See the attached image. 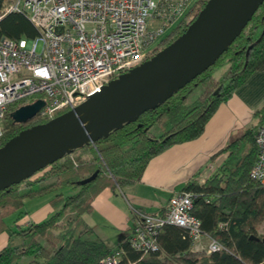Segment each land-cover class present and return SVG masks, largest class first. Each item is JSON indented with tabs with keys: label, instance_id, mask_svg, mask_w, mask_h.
Instances as JSON below:
<instances>
[{
	"label": "trees",
	"instance_id": "obj_1",
	"mask_svg": "<svg viewBox=\"0 0 264 264\" xmlns=\"http://www.w3.org/2000/svg\"><path fill=\"white\" fill-rule=\"evenodd\" d=\"M205 1L185 2L182 13L145 58L181 34ZM2 6L0 0V36H35V28L23 13H4ZM263 16L264 0L213 63H227L221 75L209 72V65L161 102L123 121L105 136L78 146L82 151L91 149V157L77 160L70 154L63 160L54 159L33 176L0 189V232L7 234L0 248V264H100L102 257L116 250L129 264H264V233L257 232L264 221V184L249 175L256 152L254 130L264 121V104L254 110L252 123L215 152H225L221 163L202 181L197 173L192 174L178 190L194 193L189 210L200 220L202 231L220 244L218 249L193 248L183 227L165 224L157 234L159 249L140 253L130 247V235L107 245L82 219V213L91 209L93 197L102 188L132 184L152 156L174 143L198 137L217 106L253 71L264 69ZM194 82L202 88L187 100ZM19 103L5 109L0 145L20 130L44 121L39 115L25 122L13 121L9 112ZM152 126L159 131H150ZM65 187L71 191L60 190ZM53 190H57L50 199L53 209L45 218L16 223L23 199ZM13 212H17L15 219L6 223V216ZM220 222L225 225L219 227Z\"/></svg>",
	"mask_w": 264,
	"mask_h": 264
},
{
	"label": "built area",
	"instance_id": "obj_2",
	"mask_svg": "<svg viewBox=\"0 0 264 264\" xmlns=\"http://www.w3.org/2000/svg\"><path fill=\"white\" fill-rule=\"evenodd\" d=\"M184 8V0H3V12L23 13L36 34L0 36V131L11 102L40 98L37 114L48 119L84 101L145 59ZM254 143L249 175L264 184V121L255 127ZM193 196L191 190L176 191L162 213L136 212L130 247L140 253L158 250L159 229L174 224L185 229L193 248L218 249L220 244L202 231L200 220L189 210ZM122 258L116 250L99 262L130 263Z\"/></svg>",
	"mask_w": 264,
	"mask_h": 264
},
{
	"label": "water",
	"instance_id": "obj_3",
	"mask_svg": "<svg viewBox=\"0 0 264 264\" xmlns=\"http://www.w3.org/2000/svg\"><path fill=\"white\" fill-rule=\"evenodd\" d=\"M261 1L206 0L185 30L171 42L108 80L75 107L8 138L0 145V189L31 176L73 148L105 136L115 126L184 86L215 62ZM160 83H165L161 90H148ZM42 104L36 98L18 105L9 115L13 121L25 122Z\"/></svg>",
	"mask_w": 264,
	"mask_h": 264
},
{
	"label": "crops",
	"instance_id": "obj_4",
	"mask_svg": "<svg viewBox=\"0 0 264 264\" xmlns=\"http://www.w3.org/2000/svg\"><path fill=\"white\" fill-rule=\"evenodd\" d=\"M192 1L184 0L187 5ZM263 104L264 69L253 71L217 106L198 137L174 143L152 156L140 178L132 184L102 188L93 197L91 209L82 213V219L107 245L129 235L136 212L157 213L192 174L197 173L199 181L207 177L225 156V152L214 155L215 152L252 123L254 110ZM56 191L23 199L16 223L22 225L45 218L53 209L50 199ZM13 213L12 219L10 214L6 216V223L15 219L17 212ZM6 239V232L1 231L0 248Z\"/></svg>",
	"mask_w": 264,
	"mask_h": 264
},
{
	"label": "rangeland",
	"instance_id": "obj_5",
	"mask_svg": "<svg viewBox=\"0 0 264 264\" xmlns=\"http://www.w3.org/2000/svg\"><path fill=\"white\" fill-rule=\"evenodd\" d=\"M156 20H150V23L152 24H155ZM40 41H37L36 42V50L38 51L39 48H40ZM227 70V63L223 61H221V63L218 65L216 64H212L211 67L208 69L209 72H211L214 76H219L221 75L222 73H224L225 71ZM194 82V84H192L189 89V91L187 92V100H190L193 96L196 95V93H198V91L202 88L200 83H196ZM150 131L154 132V133H157L159 130H157V127L155 128L154 126H152L150 128ZM70 154L74 155L75 158L77 160H79L81 157H91L93 152L92 150L90 149H85L82 151V149L80 147H76L74 148L71 152H69ZM69 153H64L61 157L57 158V159H60V160H63L64 158L66 159L67 155L70 157ZM35 173H38V172H35ZM62 190L64 193H69L71 191V188L69 187H65V188H62L60 189ZM21 209V208H20ZM23 209V208H22ZM21 209V210H22ZM14 213L10 214V219H12V216H13ZM16 214V213H15ZM257 232L258 233H264V221L261 222V224L259 225L258 229H257ZM110 245V244H108Z\"/></svg>",
	"mask_w": 264,
	"mask_h": 264
},
{
	"label": "bare ground",
	"instance_id": "obj_6",
	"mask_svg": "<svg viewBox=\"0 0 264 264\" xmlns=\"http://www.w3.org/2000/svg\"><path fill=\"white\" fill-rule=\"evenodd\" d=\"M164 86H165V83H160V84H154L153 86H150L149 88H148V90L150 91V92H155V91H158V90H161L162 88H164ZM14 102H20L18 105H20V104H23V103H27L28 101L27 100H20V101H14ZM14 102H11V103H14ZM11 103H9L8 105H7V107L11 104ZM6 107V108H7ZM5 112V111H4ZM4 114V113H3ZM34 115H38L37 114V112L34 114ZM33 115V116H34ZM54 117V116H53ZM43 118V117H42ZM44 119V121H46V120H48V119H50V118H48V119H46V118H43ZM44 121H42V122H44ZM70 154V153H69ZM35 174V173H34ZM34 174H32L31 176H33ZM31 176H29V177H31Z\"/></svg>",
	"mask_w": 264,
	"mask_h": 264
}]
</instances>
